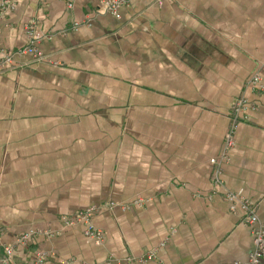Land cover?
<instances>
[{"label":"crops","instance_id":"1","mask_svg":"<svg viewBox=\"0 0 264 264\" xmlns=\"http://www.w3.org/2000/svg\"><path fill=\"white\" fill-rule=\"evenodd\" d=\"M3 1V0H0ZM0 256L9 264L245 263L248 201L264 224V0H5ZM254 102L213 181L232 107ZM95 210L90 224L62 216ZM35 237L17 246L19 236ZM132 264H137L133 261ZM264 264V260L261 261Z\"/></svg>","mask_w":264,"mask_h":264},{"label":"built area","instance_id":"2","mask_svg":"<svg viewBox=\"0 0 264 264\" xmlns=\"http://www.w3.org/2000/svg\"><path fill=\"white\" fill-rule=\"evenodd\" d=\"M128 0H120L119 2H111L106 5L105 10L114 12L117 5L120 3H125ZM158 3H161L162 0H157ZM12 9V5L7 1H0V14L3 12ZM27 33L29 35L28 43L18 49L16 52L12 54H7L2 61H0V70H2L5 66H10L13 63L14 55H22V54H33L37 61H40L42 57L36 52L35 45L42 39L43 35L37 32L33 25L28 26ZM264 68V64H263ZM245 89L252 90L255 93H260L264 96V78L259 72L253 73L245 84ZM254 108V102L248 99L244 94H241L235 104L232 107L230 120L228 123V127L224 134L222 146L220 149L218 158H211L209 160L210 164L214 167L213 170V181L215 183H220L219 175L221 168V161L224 162L228 159V152L234 146L235 143V131L237 125L240 122L247 120V112L250 109ZM224 197L227 201H235L239 200L240 206L246 210L247 219L246 223L250 227L251 236L253 241V250L248 256V259L243 264H261V261L264 260V224L258 220L257 215L254 212V208L248 203L246 200H242L236 195L226 192ZM95 210L93 208L86 209L84 211H80L74 216H62L61 221L63 224L69 226L78 222H83L86 225V235L89 238L94 239L96 242H100L102 240V234L99 230L94 228L90 224V220ZM35 237L34 232L25 233L17 239V246H23L28 241L32 240ZM14 247L7 246L4 248V256L0 257V264H9L13 257ZM153 253H149L144 257L140 258H126L123 264H132L133 261H136L137 264L144 262L145 260L153 259ZM31 264H45V255L42 252H39L34 255ZM63 264V263H62ZM231 264H242L239 262H234Z\"/></svg>","mask_w":264,"mask_h":264},{"label":"trees","instance_id":"3","mask_svg":"<svg viewBox=\"0 0 264 264\" xmlns=\"http://www.w3.org/2000/svg\"><path fill=\"white\" fill-rule=\"evenodd\" d=\"M1 257V256H0Z\"/></svg>","mask_w":264,"mask_h":264}]
</instances>
